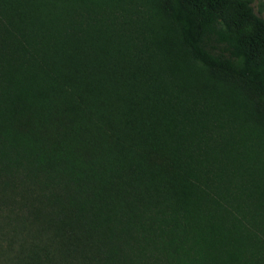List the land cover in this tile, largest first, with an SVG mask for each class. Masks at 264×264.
Wrapping results in <instances>:
<instances>
[{
	"label": "trees",
	"instance_id": "obj_1",
	"mask_svg": "<svg viewBox=\"0 0 264 264\" xmlns=\"http://www.w3.org/2000/svg\"><path fill=\"white\" fill-rule=\"evenodd\" d=\"M253 3L153 0L182 23L204 87L239 91L264 127V19ZM211 40L236 63L207 50ZM1 69L0 264H250L243 234L222 220L133 213L145 183L186 207L199 199L196 160L157 104L127 100L100 70Z\"/></svg>",
	"mask_w": 264,
	"mask_h": 264
},
{
	"label": "rangeland",
	"instance_id": "obj_2",
	"mask_svg": "<svg viewBox=\"0 0 264 264\" xmlns=\"http://www.w3.org/2000/svg\"><path fill=\"white\" fill-rule=\"evenodd\" d=\"M253 8L264 19V0ZM181 31L153 0H0V68L100 70L127 100L157 104L196 160L199 199L186 207L163 183H145L133 213L147 222L205 213L241 232L249 263L264 264V127L239 91L204 87L206 67L181 45ZM206 49L236 63L223 44Z\"/></svg>",
	"mask_w": 264,
	"mask_h": 264
}]
</instances>
